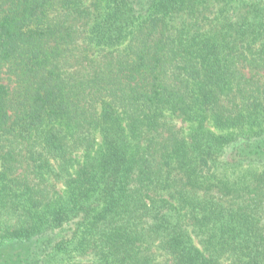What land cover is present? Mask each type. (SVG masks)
Listing matches in <instances>:
<instances>
[{"label":"trees","instance_id":"trees-1","mask_svg":"<svg viewBox=\"0 0 264 264\" xmlns=\"http://www.w3.org/2000/svg\"><path fill=\"white\" fill-rule=\"evenodd\" d=\"M0 264H264V0H0Z\"/></svg>","mask_w":264,"mask_h":264}]
</instances>
